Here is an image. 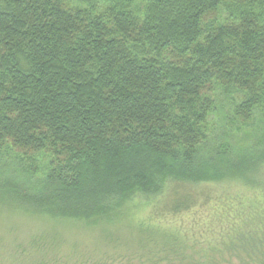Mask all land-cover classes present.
Instances as JSON below:
<instances>
[{
  "label": "trees",
  "instance_id": "trees-1",
  "mask_svg": "<svg viewBox=\"0 0 264 264\" xmlns=\"http://www.w3.org/2000/svg\"><path fill=\"white\" fill-rule=\"evenodd\" d=\"M217 91L230 126L264 116V0H0V156L42 158L41 215L97 226L142 199L166 264H264V155L196 159ZM236 179L250 195L202 188Z\"/></svg>",
  "mask_w": 264,
  "mask_h": 264
},
{
  "label": "rangeland",
  "instance_id": "rangeland-1",
  "mask_svg": "<svg viewBox=\"0 0 264 264\" xmlns=\"http://www.w3.org/2000/svg\"><path fill=\"white\" fill-rule=\"evenodd\" d=\"M237 103L233 95L217 91L209 118L211 131L197 153V160L207 158L216 164L222 160L237 161L240 157L255 162L263 157L264 116L255 111L251 125L230 126L228 119ZM43 165L42 158H38L39 172L32 175L16 156L10 153L0 156V264H166L164 255L159 253L160 239L147 238L134 226L145 221L151 209L149 202L142 199L121 209L111 221L97 226L41 215L23 194L34 193V189L43 185ZM263 174L264 169L260 175ZM202 188L215 194L224 191L243 197L250 195L237 179ZM193 218L192 215L182 220L165 217L164 222L189 229Z\"/></svg>",
  "mask_w": 264,
  "mask_h": 264
}]
</instances>
